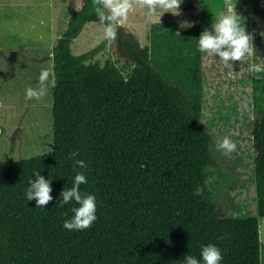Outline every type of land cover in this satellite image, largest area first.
Here are the masks:
<instances>
[{
    "label": "trees",
    "instance_id": "trees-1",
    "mask_svg": "<svg viewBox=\"0 0 264 264\" xmlns=\"http://www.w3.org/2000/svg\"><path fill=\"white\" fill-rule=\"evenodd\" d=\"M263 7L264 0L252 7V63L262 62ZM91 21L101 24L92 0H85L52 45V150L0 164V264H184L186 255L203 264L201 250L208 244L222 250L220 264H261L259 217L223 215L215 202L210 175L216 161L202 122L201 26L154 21L136 62L117 68L115 60L101 64L93 58L105 40L80 54L71 51L72 40ZM150 73L187 118L186 145L91 149L87 127L96 117V99L83 82L123 84L126 76L138 80ZM251 90L254 161L264 167V73L251 72ZM73 152L86 169L73 170ZM36 172L51 180L53 200L44 208L26 199ZM76 172L87 177L81 192L97 197V220L69 231L64 222L79 205H61L60 193L72 187ZM198 186L202 195H194Z\"/></svg>",
    "mask_w": 264,
    "mask_h": 264
},
{
    "label": "rangeland",
    "instance_id": "rangeland-1",
    "mask_svg": "<svg viewBox=\"0 0 264 264\" xmlns=\"http://www.w3.org/2000/svg\"><path fill=\"white\" fill-rule=\"evenodd\" d=\"M256 0H237L247 31L253 35L252 7ZM84 0H0V164L30 158L53 148L52 87L40 100H26L28 87H36L43 68H52V45L66 28L70 16ZM259 32L264 60V7ZM147 7L135 6L115 40L104 37L105 25L85 23L71 42L80 54L105 40L93 58L122 65L149 43L152 22ZM162 11V10H161ZM225 11V0H183L179 15H168L181 25L199 24L201 32ZM160 21V20H159ZM181 28V27H180ZM254 41V40H253ZM202 122L211 135L216 165L210 178L218 210L228 216H257L260 224L261 264H264V167L254 161L252 141L251 58L225 65L219 57L202 53ZM130 71L128 68L124 72ZM149 73V72H148ZM118 83V82H116ZM96 99V117L87 133L91 149L180 148L186 145L187 118L177 111L165 86L153 74L138 80L126 76L123 84L109 80L84 81ZM229 136L237 149L217 148Z\"/></svg>",
    "mask_w": 264,
    "mask_h": 264
},
{
    "label": "clouds",
    "instance_id": "clouds-1",
    "mask_svg": "<svg viewBox=\"0 0 264 264\" xmlns=\"http://www.w3.org/2000/svg\"><path fill=\"white\" fill-rule=\"evenodd\" d=\"M183 0H92L95 13L101 24L105 25L104 37L109 40H115L118 36V30L128 19L129 13L135 10V6L147 7L149 17L157 15V9H161L160 18L165 12H171L173 15H179V9ZM237 0H225V11L212 23L211 29H204L198 38L199 50L208 56H218L219 61L227 65L229 62H242L245 58H251L255 55V46L253 35L250 34L243 24V17L238 14L236 8ZM192 25L184 22L181 28L191 27ZM179 34V33H177ZM119 68V65H115ZM249 71L255 74L264 73V60L261 63H251ZM54 71L51 67L43 68L40 71L36 87H28L25 92L26 100H40L47 95L49 86L55 87L56 80ZM257 79L260 76L256 77ZM217 148L225 153L235 152L237 143L229 136H225L218 143ZM79 152L70 154L74 159L73 170L77 167L86 169L85 161L75 159ZM35 180H29V187L26 191L27 201H35L36 208L46 207L53 200L51 195V180L45 179L40 172L34 173ZM87 183V177L84 172H76L71 188L65 187L60 193L61 205L68 204L73 200L78 207H74L73 217L64 222V228L69 231L84 230L90 228L97 220V197L91 193H82L81 185ZM203 188L197 187L194 195H202ZM201 258L203 264H220L223 260L222 250L215 244H208L202 247ZM184 264H201V261L191 255L184 257Z\"/></svg>",
    "mask_w": 264,
    "mask_h": 264
},
{
    "label": "crops",
    "instance_id": "crops-1",
    "mask_svg": "<svg viewBox=\"0 0 264 264\" xmlns=\"http://www.w3.org/2000/svg\"><path fill=\"white\" fill-rule=\"evenodd\" d=\"M85 1V0H84ZM160 12H162L161 10H160ZM166 14L164 15V17L165 18H161V19H159V20H162V21H174V20H172V19H166V18H168V15L170 16L171 14H169V13H167V12H165ZM83 29V28H82ZM0 105H1V100H0Z\"/></svg>",
    "mask_w": 264,
    "mask_h": 264
}]
</instances>
